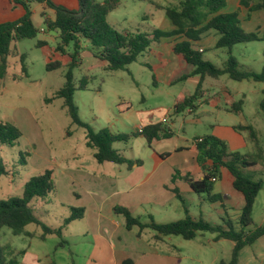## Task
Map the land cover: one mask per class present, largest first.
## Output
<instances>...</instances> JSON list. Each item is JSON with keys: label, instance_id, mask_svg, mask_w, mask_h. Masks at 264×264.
Returning <instances> with one entry per match:
<instances>
[{"label": "crops", "instance_id": "obj_1", "mask_svg": "<svg viewBox=\"0 0 264 264\" xmlns=\"http://www.w3.org/2000/svg\"><path fill=\"white\" fill-rule=\"evenodd\" d=\"M51 1L66 8L70 7L68 5L72 2L78 6L77 0ZM227 1L226 7L221 12L231 13L238 11L241 27L246 30L245 32H258L256 30L249 31L252 30L249 28V25L256 27V29H264V11L249 13L247 9L239 7L240 0H234V10L228 11ZM34 5L36 8L32 9ZM30 6L32 10L31 19L34 27L47 36L37 40L44 42V45L38 48L43 51L46 57L45 65L52 61H59L67 67L70 62L69 57L55 50L58 42L57 32L45 31V29L40 27L41 23L43 24L44 18H48L51 21L54 20V11L48 9L43 4L31 3ZM243 9H245V13H242ZM23 13L24 11L13 4L11 0H0V24L15 21ZM42 13H44V17L41 16ZM254 14H259L260 17L255 19L253 17ZM36 18L39 19L36 20ZM166 20L168 19L165 17L163 19L165 26L162 31L170 32L173 26L169 20ZM180 40L182 39L176 36L161 39L158 43L151 46V50L148 53L144 54L147 56L148 62H139L142 65L149 64L153 68L155 82H152L151 85L154 90L165 86L168 88L167 94H172L173 88L179 86L177 96L175 97L173 95V104L171 106L173 116L176 115L173 113L174 105L180 103L194 92L189 90L187 85L194 87L195 90L199 83L198 76H189L192 71L191 67V70L183 76H175L176 72L186 66L171 51L174 44ZM20 41L12 43V52L7 59L10 58L13 66H19L20 77L27 79L28 74H24L21 71L20 57L22 55L25 57V54H22L18 49V43ZM216 41V33L210 31L200 38L196 46L203 50L204 53L206 51H219L220 49L215 48ZM36 42L35 47H37ZM50 42L54 46H50ZM82 47L81 59L83 57L93 58L87 51L88 44L83 43ZM48 50L52 51L53 56L51 58V52L49 53ZM84 50L88 52L87 55H84L86 53ZM98 64L103 70L104 63L99 61ZM8 65L9 62L7 60V70ZM185 76L187 78H184ZM221 77L218 79L207 77L202 81V94L197 102V108L192 112L185 111L180 113L193 115L194 118L184 119L179 131L176 130L175 122H169L166 115L162 114L161 116H157L156 111L149 110L144 105L143 109L135 113L136 118L130 124L128 133L135 132L141 127L161 124L171 130V137L167 139H152L150 144L142 136L130 138L126 142H116L124 143L122 144L123 146L120 145L113 148L121 153L125 159L133 162L131 168L126 164L103 165L97 171L100 172L98 175H101L102 178H94L91 183L85 179L92 203L86 206L80 199L77 200L78 202L80 201V206L78 207L84 210L83 217L79 221L82 220L86 227V231L82 236L86 237L89 232L91 234L88 238L80 239L81 242L84 241L89 245L87 253L80 255V264H120L127 259L132 260L133 264H174L175 260L177 261L176 264H180L183 259L194 258L190 253H193L196 256L195 258L201 261L200 258H202V255H206L207 248H214L216 252H226V255L221 256L217 254L215 256L214 260L216 263L220 264V262L229 261L233 248V243L229 240H215L214 234H210L207 238L199 234L191 241L177 236H161L157 238L155 237V232L148 228L140 229L135 226L131 230H126L123 217L114 211L116 207L125 208L143 224L149 223L150 219L158 224L170 223L183 219L187 213L192 218L202 217L211 223L220 222L219 225L223 224L222 220H230L236 229L239 228L237 222L244 205V200L242 195L233 188V177L227 169L222 168L220 178L213 182L212 192L219 197L214 203L207 202L205 195H195L189 187L190 181H199L203 177V173L196 160L195 138L212 135L222 140L230 152L252 154L254 152V145L249 138V132L247 130H236L235 128L250 126L255 131L258 139L264 135V119L261 117L263 113L257 107L258 111L254 112L255 115H253V118L245 116L243 109L246 106V102L244 101L246 96L236 88H229L232 86L228 83V77V81H220ZM2 79H0V85ZM210 80L216 82V84L211 83ZM262 91H264V88L260 90V100L262 98ZM153 94L151 91V95ZM239 97L240 100H238ZM145 101V98L142 97L140 102L144 103ZM239 101H242V106L239 111H236V104ZM124 104H127V107L121 114L123 117L128 116L132 110L130 103ZM163 119L166 120V123H162ZM185 124L190 125L195 130L200 129L203 134H196L195 132L188 133L184 129ZM92 128L96 131L94 127ZM136 142L144 148L145 152L143 154L134 153L131 150ZM262 148L264 151V147ZM102 164H107V162ZM247 172L253 176L254 180H262L264 184V152L262 160L257 161L254 167L248 169ZM107 189H109V194L107 193ZM262 190L258 193L253 206L252 218L256 226L264 224V203L258 207ZM107 195L112 196L115 200L109 203L106 199ZM43 200L45 198L39 199V207L43 206ZM69 215L70 212L67 217ZM255 215H258V221L254 220ZM71 223L62 229V236L64 229ZM32 233L34 237L25 236L29 240L36 238L40 241H46L48 237L41 240L39 238L40 232ZM75 235L74 237H76ZM76 242L78 243L80 241L76 240ZM190 244H193L192 250L189 247L191 246ZM30 250V246L22 250L24 254L20 257L21 259L19 258L20 260L18 259L19 264H49L51 262L55 264H77L72 258V254L78 255L77 249L74 248L75 251L73 252L71 244L66 240L63 247L54 248L53 259H49L46 254L39 256L37 252L33 253ZM237 264H264V236L251 246H246L240 251Z\"/></svg>", "mask_w": 264, "mask_h": 264}, {"label": "trees", "instance_id": "obj_2", "mask_svg": "<svg viewBox=\"0 0 264 264\" xmlns=\"http://www.w3.org/2000/svg\"><path fill=\"white\" fill-rule=\"evenodd\" d=\"M11 1L20 7L24 13L15 21L0 24V79L6 74L7 57L12 52V43L35 39L39 33L32 23L31 3L43 4L48 9L53 10L54 20L44 18L43 24L48 31L57 32L58 42L55 50L62 55H67L70 62L64 74L63 87L54 92L51 98L44 101L45 103L54 100L62 101V107L70 118L71 125L84 129L85 145L93 151V158L98 164L105 162L116 165L126 164L131 168L133 162L128 161L116 151L113 148L114 143L126 142L130 138L142 136L150 144L152 139H167L171 137L172 133L168 127L156 124L141 127L132 133L111 135L106 130L95 131L89 124L80 119L77 105L74 102V93L78 90H86L89 78L82 77L76 83L73 69L78 65L83 43L88 44L87 51L93 58L104 63V71L117 72L126 71L129 65L136 63L142 55L151 50L153 44L158 43L161 39L174 36L182 39L174 44L171 51L183 63L192 68L189 76H198L199 83L192 95L174 105V114L185 111L192 112L197 108V102L202 94V81L207 77L218 79L226 75L235 82L251 80L255 83H264V67L260 73L240 70L238 61L232 55V48L237 44L264 42V29H256L258 32H245L241 27L238 11L221 12L226 7V0H180L178 5L164 7L165 17L173 29L170 32L154 29L151 33L120 32L107 21L108 14L117 9L122 0H103L102 2L77 0L78 8L76 10L57 5L51 0ZM239 7L247 9L249 13L264 11V0H240ZM41 16L44 17V13ZM210 31L217 35L215 48L226 50L227 59L223 63V67H217L205 60L204 51L196 46L200 38ZM42 45L44 42H36L37 47ZM69 47H71L70 51L68 50ZM24 58L23 55L20 57V63L21 71L26 74ZM143 65L153 73V68L149 64ZM61 66L59 61H52L45 65V69L50 72L60 69ZM152 80L154 83V73ZM241 106L242 101H239L236 104V111H239ZM258 108L264 113V91H262ZM235 129L249 132V138L254 145V152L249 156L230 152L222 140L212 135L195 138L196 160L203 177L199 181H190L189 187L195 195H205L207 202L214 203L219 197L212 192L214 183L211 179H219L221 169H227L233 177V188L242 195L244 200L237 222L238 229L230 220H222V225H216L202 217L192 218L187 213L183 219L174 222L158 224L150 219L149 223L143 224L125 208L116 207L114 211L123 217L126 230H131L135 226L140 229L148 228L155 232L157 238L177 236L187 241L195 239L199 234H214L215 240L226 239L233 243L229 261L220 262V264H237L240 251L264 236V224L254 226L252 218L255 199L263 187V182L262 180H254L253 176L247 172L248 169L254 167L257 161L262 160L264 151L255 131L250 126ZM19 136L20 132L15 125L0 120V147H13ZM7 175L8 170L0 156V178ZM53 188L52 172L46 170L42 175L26 181L20 196L0 200V232L7 229L14 236L24 234L28 237H34L33 233L29 234L25 231L27 226L34 225L41 230L39 234L41 240L49 235H55L60 239L55 248L63 247L65 241L62 239V229L72 221L81 219L84 210L82 208H70V215L63 220L62 226L57 229L44 225L38 220L30 204L35 199L45 198ZM252 225L254 228L246 231V228ZM23 254L24 251H20L15 256L12 251H8V247L0 243V264H19L18 259ZM120 264H133V262L127 259Z\"/></svg>", "mask_w": 264, "mask_h": 264}, {"label": "rangeland", "instance_id": "obj_3", "mask_svg": "<svg viewBox=\"0 0 264 264\" xmlns=\"http://www.w3.org/2000/svg\"><path fill=\"white\" fill-rule=\"evenodd\" d=\"M96 1L102 2L103 0ZM179 1L122 0L119 7L108 14L107 21L120 32L151 33L154 29L164 30L163 8L178 5ZM68 6H70L68 7L70 10L78 8L73 2ZM35 8L34 5L32 9ZM234 8V0H228L227 10L231 11ZM243 12L245 13V9L242 10ZM253 17L258 19L260 15L254 14ZM38 19L36 18V20ZM40 27L48 31L44 24L41 23ZM249 28L252 29L249 31L256 30V27L251 25ZM45 37H47L46 34L39 32L36 39L21 40L18 43V49L22 54H25L24 66L28 74L27 79L20 77V67L13 66L10 58L7 59L9 62L7 74L3 77L0 85V120L15 125L20 136L13 147H0V156L8 170V175L0 178V200L20 196L26 181L49 170L52 172L54 188L43 200L42 207H39V199L33 200L31 207L40 222L49 228H58L62 226L70 208H80L78 207L80 201L86 206L92 203L86 181L91 183L94 178H102L101 175H98L100 172L97 171L103 165L112 166L113 164H97L93 158V151L85 145L84 129L71 125L61 100L45 103V99L51 98L54 92L63 87L64 74L67 70V67L62 65L60 69L46 71V57L40 48L35 47V42ZM49 45L54 46L52 42ZM68 50L70 51L71 47ZM48 51L51 52V58L52 51ZM84 52L86 51L84 50ZM232 55L238 61L240 70L260 73L264 67V42L237 44L232 48ZM203 56L217 67H223V63L227 59L225 49L206 51ZM147 60V56L142 55L139 61L128 66L126 71L106 72L99 66L97 59L90 57L81 59L80 57L78 65L73 69L76 83L82 77L89 78L87 89L74 93V102L77 105L80 119L94 127L96 131L106 130L109 134L114 135L128 133L130 124L136 118L135 113L143 109L144 105L145 108L156 111L157 116L163 114L167 116L169 122H175L177 131L180 130L184 119L194 118L193 115L187 113L172 115L173 95L177 96L179 86L173 88L172 94H167L168 88L165 86L154 90L151 85L153 73L139 63L148 62ZM190 70L191 68L186 65L182 70L176 72L175 76H183ZM227 79V76H222L220 81H228ZM210 81L216 84V82ZM228 83L232 86L229 88H236L244 93L246 96L244 115L253 118L254 112L258 111L260 90L264 88V83H255L251 80L235 82L230 79ZM187 88L194 91V87L190 85H187ZM151 91L154 93L153 95H151ZM142 97L146 100L144 103L140 102ZM124 103H130L132 110L128 116L123 117L121 114L127 107V104ZM261 117L264 119V113ZM184 129L188 133L203 134L200 129L195 130L187 124ZM258 140L264 147V135ZM122 144L124 143H115L113 147L123 146ZM131 150L139 154L145 152L138 142ZM241 155L249 156L244 152ZM85 179L87 180L85 181ZM262 189L258 207L264 203V184ZM107 193L109 194V189H107ZM106 199L109 203L115 200L109 195ZM258 219V215H255L254 220L258 221ZM219 223L213 224L218 225ZM253 223L256 226L255 221ZM254 226L246 228V231L252 230ZM25 231L39 233L41 230L30 225ZM85 231L86 227L82 220L73 221L63 231L62 239L71 244L73 252L74 248L77 249L78 255L72 254V258L77 264L81 263L80 255L86 254L89 247L88 243L80 240L90 237V232L86 237L82 236ZM202 235L205 238L210 236L209 233ZM76 240L80 242L77 243ZM59 241L60 239L54 235L48 236L46 241H40L36 238L29 240L24 234L14 236L7 229L0 232L1 245L8 247V251H12L15 256L30 246V251L33 253L37 252L39 256L46 254L49 259H53L54 248ZM190 245L192 250L193 244ZM217 254L222 256L226 255V252H216L214 248H207L206 255H202L200 258L201 261L195 258L193 253H190L194 258L183 259L180 264H218L214 260ZM41 258L44 260L43 257ZM176 262L175 260L174 264Z\"/></svg>", "mask_w": 264, "mask_h": 264}, {"label": "built area", "instance_id": "obj_4", "mask_svg": "<svg viewBox=\"0 0 264 264\" xmlns=\"http://www.w3.org/2000/svg\"><path fill=\"white\" fill-rule=\"evenodd\" d=\"M199 51H201V50H199ZM162 123H166V120L163 119V120H162ZM199 141H200V140H199ZM211 181H212V182H215V181H216V178H212Z\"/></svg>", "mask_w": 264, "mask_h": 264}]
</instances>
